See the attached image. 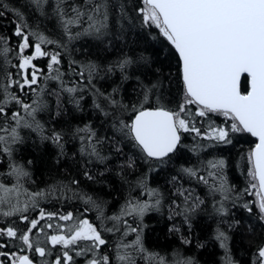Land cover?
I'll list each match as a JSON object with an SVG mask.
<instances>
[{
	"label": "trees",
	"instance_id": "1",
	"mask_svg": "<svg viewBox=\"0 0 264 264\" xmlns=\"http://www.w3.org/2000/svg\"><path fill=\"white\" fill-rule=\"evenodd\" d=\"M107 2L105 34L84 35L68 42L54 12L55 0H48L42 11L34 0H0L8 9L0 17V37L7 40H0V86L9 79L21 80L18 45L22 41L14 35L21 17L28 26L25 31L58 42L42 45L46 52L60 54L59 65L52 69L48 67L49 57L34 60L40 77L39 84L33 85L35 91L11 88L24 103L39 104L34 118L42 131L35 125L21 127L20 142L10 144L11 157L0 151V185L19 188L22 193L19 202L0 204V229L5 230L0 235V252L7 253V257H2L4 264L16 253L28 254L35 264H54L55 258L62 257L66 250L73 255V264H87L93 253L78 256L80 246L65 249L53 246L48 239L51 235L70 234L68 230L81 220H88L101 232L107 244L100 252L110 255L113 264H117L118 245L132 244L136 239L137 233L130 228L138 230L144 249H127L135 264H158L161 257L165 264L189 260L191 264H226L229 257L233 264H259L257 254L264 247V221L251 191L252 163L248 159L256 139L248 133H234L230 144L210 141L203 136L210 131V124L227 127L231 121L218 114L195 116L198 105H185L186 112L181 117L192 121L202 135L181 131L179 146L172 155L162 161L149 159L123 126L130 125L140 110L163 107L179 112L186 99L181 61L160 29L144 23L143 0ZM69 3L83 5L84 0ZM80 30L72 29L73 34ZM29 40L36 42L32 35ZM4 47L10 49L7 54ZM33 51L34 47L29 48L25 54ZM126 59L131 63L122 70L120 64ZM90 65L95 67L91 76ZM6 73L11 76L6 77ZM57 74L59 79L51 78ZM69 87H75L77 92H67ZM249 87V78L244 76L240 90L246 94ZM7 110L9 118L6 121L0 117V125L12 126L11 113L15 111L32 122L18 104H9ZM57 133L61 137L58 144L53 140ZM92 146L99 158L90 155ZM220 160L225 162L222 170L210 166V162ZM11 164L23 166L29 175L18 179L11 174ZM189 168L196 171V176L182 171ZM201 176L207 183L199 179ZM222 179L230 188L228 199L213 190V185L219 187ZM153 190L159 194L158 207L150 208L142 218L126 215L112 219L121 217L129 202L154 204L156 197L150 194ZM36 193L43 195L34 198ZM88 197L91 201L86 203ZM221 204L224 211H219ZM24 205H28V211L23 215L29 220H39L41 209L55 214L51 220L47 216L41 220L30 234L34 247H45L44 257L28 249L20 239L6 235L8 227L16 230L18 236L30 227L20 218L21 214L3 215L12 206ZM185 209L190 210L185 213ZM68 213L72 220L59 219ZM48 224L52 227L48 228ZM41 227L43 232L39 231ZM220 231L228 237L227 249L217 239ZM185 239L191 243H184Z\"/></svg>",
	"mask_w": 264,
	"mask_h": 264
},
{
	"label": "snow or ice",
	"instance_id": "2",
	"mask_svg": "<svg viewBox=\"0 0 264 264\" xmlns=\"http://www.w3.org/2000/svg\"><path fill=\"white\" fill-rule=\"evenodd\" d=\"M145 8L142 9L143 21L148 24H155L160 29L162 35L174 47L181 61L182 82L185 90L186 99L180 105L179 112L166 110L163 107L156 109L140 110L135 115L130 125L123 127L128 129V134L149 158L163 160L170 153L174 152L180 143L181 131L194 132L201 136V130L195 124L181 117V113L186 112L185 105H198L195 116L207 118L210 114H218L231 123L227 127L209 125L210 131L203 136L217 143L230 144V135L234 133H248L257 137L259 143L249 155L248 159L252 163L253 179L258 180L260 188L259 210L264 219V0H143ZM38 8L43 10L48 0H34ZM51 6V5H50ZM0 17L8 11L5 5L0 4ZM54 12L59 18L64 34L68 42L80 36H102L108 27V2L107 0H84L83 5L70 4L69 0H55ZM17 16L20 14L17 12ZM86 25V27H84ZM27 23L21 17V23L15 28L14 35L22 43L18 45V53L21 60L18 61V67L23 70L21 80L9 79L6 84L0 86V117L6 121L9 118L7 106L9 104H18L28 117H32L29 122L21 115L19 111L11 113L12 126L0 125V151L11 157L12 149L10 144L20 142L18 129L21 127L32 128L33 125L42 131L41 126L35 122V113L39 104L34 101L33 104H26L16 94L11 91L14 86L19 92L25 88L33 89V85H38L40 77L38 70L33 64L37 57H49V69L54 65H59L60 54L46 52L42 45L54 44L43 34L25 31ZM80 28L82 30L73 34L72 29ZM35 37V43H30L29 36ZM10 39V38H7ZM0 40H7L0 37ZM66 47V45H60ZM34 47V55H24L26 49ZM4 53L7 54L10 49L4 47ZM131 60H124L120 64L123 70ZM29 69L32 71L29 73ZM58 73V69H56ZM95 71L94 66H89V76ZM247 74L249 78L250 90L246 94L240 90V81L242 75ZM83 75V73H80ZM11 73H6L10 77ZM53 79H59V74ZM155 87V86H154ZM69 93H76L75 87L65 89ZM150 91V90H149ZM6 97V99H5ZM147 100V92L145 94ZM114 102V101H113ZM60 135L53 136L54 142H60ZM90 155L97 156L95 146H92ZM30 163V161H29ZM213 169H223L225 162H210ZM11 174L18 179L27 177L29 173L23 166L11 164ZM189 176H196L194 169H182ZM215 175V173H210ZM91 178V177H89ZM205 183L207 181L203 176L199 177ZM73 183H76L73 181ZM253 187H256L254 184ZM213 190L224 193V199L229 191L227 181L222 179L219 187L213 185ZM0 191L6 193L12 191L0 185ZM156 197L155 203H132L122 210L121 217H112L113 220H119L122 216L134 215L142 218L144 214L153 207L160 204L159 194L153 190L150 193ZM43 193H36L35 196H42ZM183 195V193H181ZM187 197L185 200L187 201ZM11 203L8 196H0V204ZM91 201L88 197L86 203ZM35 207V204H33ZM190 209H185L187 213ZM251 211V209H249ZM28 211V205L22 208L12 206L9 211L3 212L4 216H14L21 214L20 218L27 221L30 227L26 232L19 234L12 227L6 229V235L10 238L20 239L28 249H32L39 256L46 255L45 247L35 246L30 239L33 229H37L41 220H51L54 213H45L42 209L39 212L40 219L29 220L23 213ZM219 211H224L223 205ZM60 220L70 221L73 219L71 213L59 216ZM48 228L52 225L48 224ZM41 227L39 231L43 232ZM70 234L51 235L48 239L53 246L61 245L65 249L80 246L78 256H87L93 253L87 264H113L112 257L100 252L102 246L107 241L102 237L101 232L88 220H81L72 229L68 230ZM113 231V229H108ZM129 231L136 232L137 236L132 244L118 245L116 261L117 264H135L132 254L127 251L133 248L143 252L142 241L136 228H130ZM5 230L0 229V235H4ZM127 234V233H126ZM217 239L221 241V246L227 249V235L220 231ZM81 242H87L81 244ZM184 243H191L185 239ZM0 257H7V253L0 252ZM257 258L259 264H264V247L258 250ZM73 264L74 257L69 251H64L62 257L55 258L54 264ZM4 264V260H0ZM10 264H33V260L28 255L13 256ZM158 264H165L161 257ZM177 264H191V261L177 262ZM226 264H233L230 257Z\"/></svg>",
	"mask_w": 264,
	"mask_h": 264
},
{
	"label": "rangeland",
	"instance_id": "3",
	"mask_svg": "<svg viewBox=\"0 0 264 264\" xmlns=\"http://www.w3.org/2000/svg\"><path fill=\"white\" fill-rule=\"evenodd\" d=\"M145 8V7H144ZM151 24V23H150ZM153 25H155V24H153ZM27 50V49H26ZM26 50H25V52H26ZM25 52H24V55H26L25 54ZM33 55H34V51H33V53H32ZM38 58V57H37ZM33 64H34V60H33ZM252 171H253V167H252V164H251V173H252ZM252 176V175H251ZM252 184H251V191H252V194H253V196H254V198H255V204H256V206H257V208H258V210H259V196H258V193L261 191L260 190V188H259V185H258V180H255V179H253V177H252ZM256 185V187H253V185ZM6 189H9V190H12V191H10V192H8V193H6V192H4V191H0V196H5V195H7L8 196V198H9V200L11 201V202H19L21 199H22V193H21V191H20V189L19 188H6ZM7 202V201H6ZM5 202V203H6ZM5 203H3V204H5ZM9 204H11V203H9ZM259 212H260V210H259ZM260 214H261V212H260ZM261 216H262V214H261ZM263 221H264V219H263ZM20 256V255H28V254H18V253H16V254H12L11 256H10V258H8L7 259V263L8 264H10V262H11V260L13 259V256ZM29 256V255H28ZM0 260H3V258L2 257H0ZM5 261V260H4ZM6 262V261H5ZM4 262V263H5ZM34 263V262H33ZM35 264V263H34Z\"/></svg>",
	"mask_w": 264,
	"mask_h": 264
},
{
	"label": "water",
	"instance_id": "4",
	"mask_svg": "<svg viewBox=\"0 0 264 264\" xmlns=\"http://www.w3.org/2000/svg\"><path fill=\"white\" fill-rule=\"evenodd\" d=\"M244 76H247V74L242 75L241 80H242V78H243ZM240 84H241V81H240ZM249 86H250V84H249ZM249 90H250V89H249ZM252 137H253L254 139H256V141H257L256 144H258V143H259L258 138H257V137H254V136H252ZM178 146H179V144L177 145V148H178ZM255 147H256V146H255ZM177 148H176V150H177ZM254 149H255V148H254ZM176 150H175V151H176ZM175 151H174V152H175ZM174 152L170 153L168 156L172 155ZM168 156H167V157H168ZM167 157H165V158H167ZM148 158H149V157H148ZM165 158H164V159H165ZM149 159H151V160H156V159H154V158H149Z\"/></svg>",
	"mask_w": 264,
	"mask_h": 264
}]
</instances>
